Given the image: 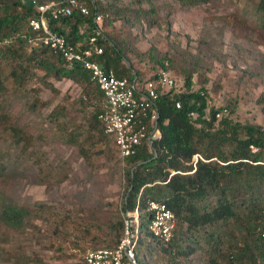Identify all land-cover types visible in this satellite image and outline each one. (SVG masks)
Returning a JSON list of instances; mask_svg holds the SVG:
<instances>
[{"label": "trees", "instance_id": "obj_1", "mask_svg": "<svg viewBox=\"0 0 264 264\" xmlns=\"http://www.w3.org/2000/svg\"><path fill=\"white\" fill-rule=\"evenodd\" d=\"M79 1L88 8L89 15L74 12L68 17L52 18L46 14V23L76 51L86 48L89 38L94 37L102 54L87 60L113 71L118 79H135L139 88L162 71L170 73L174 68L180 74L179 78L173 75L171 88L157 89L159 138L152 142L155 152L143 140L135 154L122 160L113 135L105 134L98 118L105 97L92 72L83 62L69 66L60 51L50 47L40 46L30 54L23 51L26 38L36 34L29 23L38 16L23 1L14 2L17 8L0 17V94L10 86L23 87L36 67L45 75L78 85L83 92L78 104L57 105L45 116L46 122L85 161L105 155L104 146L113 148L116 164L124 172L126 188L120 213L110 219L111 239L97 236L107 244L99 249L117 247L123 236L124 214L133 212L138 205V245L144 248L145 264H195L198 256L206 264H264V126L235 122L230 114L220 118L228 107H209V80L205 75L195 81V71L175 68L167 53L157 47L150 46L146 51L136 47L132 27L142 18L151 21L149 27L154 26L153 6L141 8L144 0H106L97 6L90 0ZM208 1L180 0V5L192 7ZM50 2L57 7L64 4L63 0ZM96 11L103 16L99 23L93 21ZM253 16L264 28V0L254 6ZM179 80L182 85L178 87ZM92 104V111L87 112V106ZM8 119L0 114V121L6 123ZM10 130L23 148L33 144L32 135ZM152 130L148 127V135ZM195 156H199L196 161ZM139 163L142 164L137 166ZM150 200L165 204L174 215L173 238L168 243L155 239L147 230ZM83 256L74 264H85ZM147 257L153 258L150 263Z\"/></svg>", "mask_w": 264, "mask_h": 264}, {"label": "rangeland", "instance_id": "obj_2", "mask_svg": "<svg viewBox=\"0 0 264 264\" xmlns=\"http://www.w3.org/2000/svg\"><path fill=\"white\" fill-rule=\"evenodd\" d=\"M17 1L33 8L50 3L0 0V17L16 9ZM258 1L210 0L182 7L180 0H144L141 8L156 9L155 25L149 27L144 18L134 24L136 47H157L175 68L195 71V81L205 75L209 107H228L220 118L230 114L235 122L263 127L264 28L253 16ZM39 48L23 42L27 54ZM170 70L172 79L180 77ZM82 98L78 85L37 67L23 87L0 94V114L9 118L0 121V264H74L87 250L107 245L100 237L111 239L110 219L119 212L126 188L113 148L104 146L105 155L85 161L45 120L57 105H77ZM11 128L32 135L33 144H17ZM136 251L145 264L144 248L138 245ZM195 264L206 263L198 256Z\"/></svg>", "mask_w": 264, "mask_h": 264}, {"label": "built area", "instance_id": "obj_3", "mask_svg": "<svg viewBox=\"0 0 264 264\" xmlns=\"http://www.w3.org/2000/svg\"><path fill=\"white\" fill-rule=\"evenodd\" d=\"M94 6L102 4L106 0H90ZM63 5L57 7L56 3L50 2L46 5H36L34 8L38 13L37 19L30 21L29 26L36 34L27 37L26 42L36 49L38 46L50 47L60 51L64 60L69 66L73 62H83L86 69H89L103 92L105 97L102 103V113L99 120L104 126V132L113 135L120 158L123 160L135 154L137 147L143 140L151 145L153 140L159 138L157 130V109L158 88H171L174 85L169 72L162 71L155 80L144 83L139 88L135 79L129 81L125 78H116L113 71H105L101 65L89 61L92 55H101L102 50L96 46V39L89 38L88 46L76 51L69 46L65 38L52 32L46 23V14L52 18L68 17L74 12L87 16L90 14L85 4L79 0H63ZM103 16L94 12L93 21L99 23ZM179 108V104L176 105ZM219 117V114L216 115ZM148 127H153L148 135ZM264 133V127L262 128ZM254 151V149H252ZM199 156L195 157L197 160ZM148 211L151 218L147 224V230L155 239L168 243L173 238L175 227L174 215L165 206L155 200L148 202ZM123 236L114 249L87 250L83 256L85 264H139L136 256V248L141 238L139 226L138 205L133 212L126 211L124 214Z\"/></svg>", "mask_w": 264, "mask_h": 264}, {"label": "water", "instance_id": "obj_4", "mask_svg": "<svg viewBox=\"0 0 264 264\" xmlns=\"http://www.w3.org/2000/svg\"><path fill=\"white\" fill-rule=\"evenodd\" d=\"M151 146H152V143H151ZM152 149H153V151L155 152V150H154V147L152 146ZM142 163H139L137 166H139V165H141Z\"/></svg>", "mask_w": 264, "mask_h": 264}]
</instances>
